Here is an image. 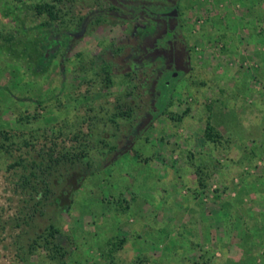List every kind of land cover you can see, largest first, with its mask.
Returning a JSON list of instances; mask_svg holds the SVG:
<instances>
[{"label": "rangeland", "instance_id": "rangeland-1", "mask_svg": "<svg viewBox=\"0 0 264 264\" xmlns=\"http://www.w3.org/2000/svg\"><path fill=\"white\" fill-rule=\"evenodd\" d=\"M148 1L173 77L149 17L0 0V264H264V0Z\"/></svg>", "mask_w": 264, "mask_h": 264}, {"label": "trees", "instance_id": "trees-1", "mask_svg": "<svg viewBox=\"0 0 264 264\" xmlns=\"http://www.w3.org/2000/svg\"><path fill=\"white\" fill-rule=\"evenodd\" d=\"M108 1L111 5L109 8V14L111 15L118 16L121 13H129L136 16L145 10L146 13L152 14L151 24L144 25L136 33L138 39L134 46H132L129 55L131 66L148 65L160 59V61L166 63L168 66L171 77H173L176 71H182L188 66L186 65L188 63V57H186L188 48L184 43L179 41L177 18L161 15L163 11L174 6L172 3H161V6L156 7L154 3L148 0ZM37 7L43 10L44 4H38ZM169 21L173 23L172 27L167 25ZM72 179L74 188H77L83 178L82 175L75 174Z\"/></svg>", "mask_w": 264, "mask_h": 264}, {"label": "flooded vegetation", "instance_id": "flooded-vegetation-1", "mask_svg": "<svg viewBox=\"0 0 264 264\" xmlns=\"http://www.w3.org/2000/svg\"><path fill=\"white\" fill-rule=\"evenodd\" d=\"M170 9H167L166 11H163L162 13H161V15H163V16H168V17H171V18H177V9L174 7V6H171V7H169ZM174 9H176V13L174 14V15H169L168 13L170 12V11H173ZM109 11V10H108ZM139 15H141V16H143V17H149L150 19L152 18V14L150 15L149 13H146V10L145 11H143V12H141V13H139ZM134 15H131V14H129V13H121V15H118L117 17H133ZM151 21H152V19H151ZM173 23L172 22H170L169 21V23H167V25H169V26H173L172 25ZM176 24V23H175ZM187 49V48H186ZM187 51H188V49H187Z\"/></svg>", "mask_w": 264, "mask_h": 264}, {"label": "water", "instance_id": "water-1", "mask_svg": "<svg viewBox=\"0 0 264 264\" xmlns=\"http://www.w3.org/2000/svg\"><path fill=\"white\" fill-rule=\"evenodd\" d=\"M176 13V9H174L173 11H170L168 14L169 15H174Z\"/></svg>", "mask_w": 264, "mask_h": 264}]
</instances>
